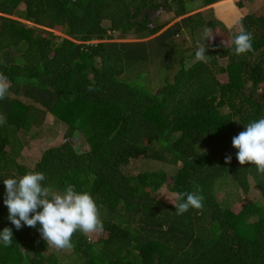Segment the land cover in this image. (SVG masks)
<instances>
[{"label":"trees","instance_id":"16d2710c","mask_svg":"<svg viewBox=\"0 0 264 264\" xmlns=\"http://www.w3.org/2000/svg\"><path fill=\"white\" fill-rule=\"evenodd\" d=\"M226 2L0 0V75L9 85L0 99V231L13 232L10 246L0 242V264H264V175L241 165L232 145L264 118V0H234L237 29L225 43ZM241 30L252 34V50L237 56ZM185 31L195 47L211 45L207 63L195 60V47H178L175 35ZM157 68L164 79L147 88ZM48 116L64 125L51 143ZM37 137L46 144L21 161ZM134 158L170 167L138 170ZM29 172H43V186L58 194L67 185L89 193L103 230H77L64 249L47 244L39 222L17 230L4 179ZM225 174L236 183V206L215 192ZM251 180L262 202L249 193ZM163 185L174 201L198 192L203 207L177 215L158 195Z\"/></svg>","mask_w":264,"mask_h":264},{"label":"clouds","instance_id":"9594fccd","mask_svg":"<svg viewBox=\"0 0 264 264\" xmlns=\"http://www.w3.org/2000/svg\"><path fill=\"white\" fill-rule=\"evenodd\" d=\"M210 37L211 33L205 32L204 42ZM252 39L251 33L241 30L232 41L234 54L239 56L250 52ZM208 46L211 45L206 46L204 43L197 48L196 61L207 63ZM8 87L7 77L0 75V99L5 98ZM5 122L0 117V125ZM232 145L238 149L236 156L241 165L250 162L256 167L258 174L264 175V118L247 124L244 131L232 138ZM231 159V155H227L226 163ZM46 179L43 172H29L18 179H4L7 218L17 230L24 226L36 227L39 222L41 227L38 231L42 238L58 249L73 247L71 239L77 230L84 234L103 230L98 206L89 193L77 192L73 185H67L64 192L58 194L43 186L42 182ZM203 199L198 192H181L176 194L175 201L169 200L174 204L176 214L183 215L190 208L201 209ZM0 242L4 246L12 244L11 228L5 227L0 231Z\"/></svg>","mask_w":264,"mask_h":264},{"label":"rangeland","instance_id":"374dc122","mask_svg":"<svg viewBox=\"0 0 264 264\" xmlns=\"http://www.w3.org/2000/svg\"><path fill=\"white\" fill-rule=\"evenodd\" d=\"M222 1H227L226 3H229L230 4V7L233 9V16L229 17L228 19H223L221 16H219L217 13V15L219 16V18L222 20V23L224 24V27H226L225 31H223V33H221V38L219 37V39L223 42H227L229 41V39L231 38L232 34L234 33V31L237 29V16H238V10L235 6V3H234V0H222ZM227 5V4H225ZM201 8H204V7H201ZM201 8H195L193 11L195 10H199ZM210 12H208V17L211 18V14H215L216 10L215 9H212L211 10H208ZM172 23V21H170L168 24ZM167 26V25H166ZM213 28V27H212ZM210 26H208V28L206 29V32H209L211 33V36H212V33H213V30ZM220 28L222 29V27L220 26ZM53 32L57 35H60L62 36L63 34L61 32H59L58 29H53ZM217 32V30L215 31ZM220 34V33H218ZM176 37V40L178 42V47L180 48H190L191 47H195V44L194 42L196 41L194 39L193 36L190 35V32L188 33L187 31H185L183 34H179L177 36V34L175 35ZM199 47V45L197 47H195L194 49H197ZM156 74L158 75L157 77H154V76H151V80L148 81L146 87L147 88H152L157 86L159 83H161V81L164 79V69H161V71L157 68L156 69ZM51 114V113H49ZM46 122H48V124L52 127H54L53 130H51V134L55 135L53 136V138H48L47 139V143H51L53 141H56L58 140L59 137L62 136V133H60L63 129H64V125L63 124H59L55 121H52L51 120V117L48 116V118L46 119ZM77 144L81 147V148H84L86 146V143L84 142V138L83 136L81 135V133H77L76 136H75V139H74ZM46 144V141L43 140V138H39L37 137V139H32L31 140V144L28 142H26V145L27 147H25L20 155H19V159L23 162H27V163H30L32 161H34V159H36V157L38 156L39 154V149H41L42 147H44V145ZM136 164V169H143L145 167H150V168H156L158 166H161V167H165L167 169H169L168 167H170V164L166 165V163L160 161V160H156V159H146V158H134V159H131L129 161V165H135ZM137 171V170H135ZM250 189H249V193L251 195H253L255 197L256 200H259L257 197H260V194L258 196H255L253 194V191L255 190H258L254 181H250ZM236 183L234 181V179L225 174L223 177H218L217 178V185H216V189H215V192L218 194L219 198L220 199H225V198H229L230 199V196H232L233 194L235 195L236 193ZM238 191V190H237ZM158 195L162 198H164L165 200L167 201H170L169 199H173L175 193L167 188H165V185L162 186L160 192L158 193ZM241 195V194H240ZM169 199H168V198ZM233 199V198H232ZM230 199L229 202H231V204L233 206H236L237 205V200L236 199V196L235 198L232 200ZM261 200V199H260ZM259 202H262L260 201Z\"/></svg>","mask_w":264,"mask_h":264}]
</instances>
